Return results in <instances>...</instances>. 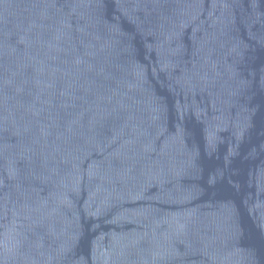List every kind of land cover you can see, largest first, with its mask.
<instances>
[{"label": "water", "instance_id": "obj_1", "mask_svg": "<svg viewBox=\"0 0 264 264\" xmlns=\"http://www.w3.org/2000/svg\"><path fill=\"white\" fill-rule=\"evenodd\" d=\"M0 264H264V0H0Z\"/></svg>", "mask_w": 264, "mask_h": 264}]
</instances>
